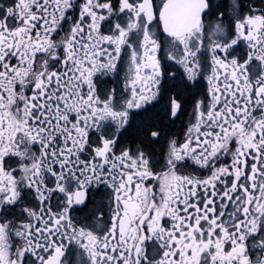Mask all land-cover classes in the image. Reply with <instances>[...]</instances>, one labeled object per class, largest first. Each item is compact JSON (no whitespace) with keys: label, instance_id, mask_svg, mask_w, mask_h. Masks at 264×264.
Returning a JSON list of instances; mask_svg holds the SVG:
<instances>
[{"label":"snow or ice","instance_id":"6c2138e0","mask_svg":"<svg viewBox=\"0 0 264 264\" xmlns=\"http://www.w3.org/2000/svg\"><path fill=\"white\" fill-rule=\"evenodd\" d=\"M0 264H264V0H0Z\"/></svg>","mask_w":264,"mask_h":264},{"label":"flooded vegetation","instance_id":"af4514ba","mask_svg":"<svg viewBox=\"0 0 264 264\" xmlns=\"http://www.w3.org/2000/svg\"><path fill=\"white\" fill-rule=\"evenodd\" d=\"M243 2L245 4L249 3V0H243ZM257 5H259L260 0H256ZM105 83L107 86H115L112 83L111 78H105ZM191 110L189 109V112ZM134 115L132 116V118L130 119V127L128 129V132L125 133L124 135V140L125 143H131L134 139L136 140V143H139V139H137L138 135H139V130L141 129L143 123L145 121H147L148 119H151L155 116V110L149 109L148 112H144L143 110H133ZM191 117L190 115H183L181 117H179L178 119H176L175 124L174 125H169L166 129L165 132L166 134L169 135H175L178 132H181L182 128L184 131H186V128L189 124ZM165 124H167V121H165ZM156 150L157 153H159V145H156ZM193 174H197V173H193ZM82 207V206H79ZM78 216H82L83 213H75Z\"/></svg>","mask_w":264,"mask_h":264}]
</instances>
